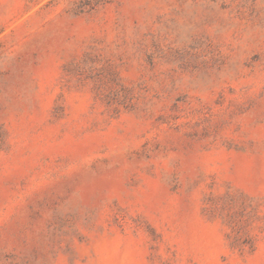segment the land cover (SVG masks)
<instances>
[{"label": "rangeland", "instance_id": "374dc122", "mask_svg": "<svg viewBox=\"0 0 264 264\" xmlns=\"http://www.w3.org/2000/svg\"><path fill=\"white\" fill-rule=\"evenodd\" d=\"M0 264H264V0H0Z\"/></svg>", "mask_w": 264, "mask_h": 264}]
</instances>
